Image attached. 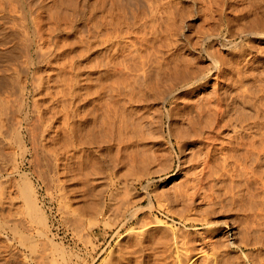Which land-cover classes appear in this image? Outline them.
I'll use <instances>...</instances> for the list:
<instances>
[{
    "label": "rangeland",
    "instance_id": "374dc122",
    "mask_svg": "<svg viewBox=\"0 0 264 264\" xmlns=\"http://www.w3.org/2000/svg\"><path fill=\"white\" fill-rule=\"evenodd\" d=\"M260 1L136 0L132 5L89 0L95 30L84 23L68 42L59 37L63 46L58 49H68L54 52L34 69L33 115L42 130L38 154L23 158L14 143L5 150L10 159L0 162V215L6 212L3 219L11 222L10 228L19 219L21 231L20 237L13 234L15 226L0 231V264H264ZM55 3L54 10L60 7ZM260 31L261 37L253 34ZM13 45L9 43L11 51ZM24 60L22 52L2 58L1 64L12 68L6 76L12 82L0 84L1 96L4 91L19 96L26 77ZM203 73L210 74L207 80L164 100L162 94L172 84L182 86ZM4 77L0 73V80ZM45 154H58L60 174L46 168Z\"/></svg>",
    "mask_w": 264,
    "mask_h": 264
},
{
    "label": "bare ground",
    "instance_id": "6f19581e",
    "mask_svg": "<svg viewBox=\"0 0 264 264\" xmlns=\"http://www.w3.org/2000/svg\"><path fill=\"white\" fill-rule=\"evenodd\" d=\"M71 1H75V5H73L74 3H72ZM105 1V0H104ZM136 0H126V2L128 4H134ZM252 1V0H251ZM257 1V0H256ZM260 1V0H259ZM262 1V0H261ZM260 1V2H261ZM56 2L58 3L60 6L58 9L56 8V10L52 9V7L54 6L53 3ZM71 2V3H70ZM70 2L68 0H0V73H2L3 76H5L4 78H6L5 80H0V84H7L9 82V84L12 82L10 74L9 72L12 70L11 67L5 65V64H1V60L3 57L7 56L8 54L12 53V52H22L23 57H25V67L26 69L24 70L26 72V77L24 84L21 86V92L19 93V96H17V94L14 92L10 93V92H5V94L2 96L0 94V162H4V161H8L10 159V157L12 156L11 153H7L5 150L8 147H12V144L15 143V145L17 144L18 147L22 150L23 154L22 157L26 158L27 155L29 153H32L33 151H35L36 154H38L39 152V148H38V141H40V139H38V134H39V125H38V119H36V117L33 114L35 112V101L36 100H32V94H33V84H34V73L36 71H34L35 67L39 66L41 63L47 62V59L49 60L50 56H52L54 54V52L56 53L58 50L61 51V49L63 48H59L58 47H62L59 46V42H58V38L59 37H63L65 36L66 39L64 38V40H67L68 37H70L71 35H74L76 32H78L77 30L79 29V26L82 24H88L87 28L90 29L91 24L90 22L92 21V17L94 16V12L95 9L90 8L88 5L89 0H70ZM94 2V0H93ZM112 2V1H111ZM114 2V1H113ZM112 2V3H113ZM234 2V1H233ZM236 2V1H235ZM249 2V1H248ZM264 2V1H262ZM261 2V3H262ZM55 3V4H56ZM91 3V1H90ZM89 3V4H90ZM115 3V2H114ZM119 3V2H118ZM136 3V2H135ZM259 3V2H257ZM260 3V5H262ZM95 4V3H94ZM98 4V3H96ZM102 4V3H101ZM105 4V3H104ZM210 4V3H209ZM231 4V3H229ZM237 4V3H236ZM53 5V6H52ZM103 5V4H102ZM107 5V4H106ZM111 5V4H109ZM113 5V4H112ZM178 5V4H177ZM257 5V4H256ZM72 6V7H71ZM94 6V5H93ZM101 6V5H100ZM104 6V5H103ZM246 6V5H245ZM57 7V6H55ZM99 7V6H98ZM108 7V6H107ZM112 7V6H111ZM178 7V6H177ZM218 7V6H217ZM251 7V6H250ZM255 7V6H254ZM261 7V6H260ZM54 8V7H53ZM90 8V9H89ZM114 8V7H113ZM244 8V7H243ZM248 8V7H247ZM109 9V8H108ZM106 9V10H108ZM237 9V8H236ZM239 9V8H238ZM97 10V9H96ZM102 10V9H101ZM231 10V9H230ZM258 10V9H256ZM112 11V10H111ZM114 11V10H113ZM112 11V12H113ZM234 11V10H233ZM246 11V10H245ZM238 12V11H237ZM263 13V10L261 11ZM107 13V12H105ZM110 13V12H109ZM114 13V12H113ZM212 13V12H211ZM99 14V13H98ZM102 16H104L103 14H101ZM109 15V14H108ZM113 15V14H112ZM263 15V14H262ZM173 16V15H172ZM97 17V15H96ZM213 17V16H212ZM218 17V16H217ZM111 18V17H110ZM176 18V17H175ZM180 18V17H179ZM185 18V17H184ZM99 19V18H97ZM96 19V20H97ZM103 19V18H102ZM256 18H254L255 20ZM260 19V18H259ZM101 20V19H100ZM104 20V19H103ZM160 20V19H159ZM253 20V21H254ZM261 20V19H260ZM201 21V20H200ZM252 21V22H253ZM101 22V21H100ZM126 22V21H125ZM206 22V21H205ZM95 23V21H94ZM97 23V22H96ZM103 23V22H102ZM256 23V22H255ZM254 23V24H255ZM172 24V23H171ZM97 25V24H96ZM160 25V24H159ZM95 26V25H94ZM166 26V25H165ZM172 26V25H171ZM264 26V25H263ZM84 28V25H83ZM86 28V27H85ZM92 28V27H91ZM95 28V27H94ZM227 28V27H226ZM93 29V28H92ZM90 29V30H92ZM82 31L84 29H81ZM86 30V29H85ZM95 30V29H93ZM242 30V29H241ZM181 31V30H180ZM204 31V30H203ZM211 31V30H210ZM258 31V30H257ZM263 31V30H262ZM260 31V33H253L256 36H260V34H262L263 32ZM81 32V31H80ZM84 32V31H83ZM91 32V31H90ZM89 32V33H90ZM93 32V31H92ZM134 32V31H133ZM155 32V31H154ZM259 32V31H258ZM17 33V34H16ZM82 33V32H81ZM88 33V31H87ZM141 33V32H140ZM161 33V32H160ZM208 33V31H207ZM124 34V33H123ZM148 34V33H147ZM178 34V33H177ZM181 34V33H180ZM20 35L22 38H20ZM84 35V34H83ZM254 35V36H255ZM264 35V34H263ZM82 36V35H81ZM88 36V35H87ZM94 36V35H92ZM155 36V35H154ZM166 36V35H165ZM208 36V35H207ZM245 36V35H244ZM253 36V35H252ZM17 37H19L20 39L17 40ZM61 37V38H62ZM86 37V36H85ZM96 37V36H95ZM224 37V36H223ZM264 37V36H262ZM62 38V40H63ZM82 38V37H81ZM87 38V37H86ZM85 38V39H86ZM90 38V37H89ZM156 38V37H155ZM213 38V37H212ZM144 39V38H143ZM142 39V40H143ZM207 40L210 39L209 37L206 38ZM205 39V40H206ZM89 40V39H87ZM132 40V39H131ZM130 40V41H131ZM69 40H67L66 42H68ZM139 41V40H138ZM156 41V40H155ZM209 41V40H208ZM14 42V50H10V46L9 43ZM22 43V45L20 46V51L17 49V46L20 45ZM62 42V41H61ZM90 42V41H89ZM94 42V41H93ZM205 42V41H204ZM210 42V41H209ZM73 43V42H72ZM76 43V42H75ZM88 43V42H87ZM86 43V44H87ZM166 43V42H165ZM196 43V42H195ZM208 43V42H207ZM223 43V42H222ZM64 44V43H63ZM66 44V43H65ZM77 44V43H76ZM234 44V43H233ZM11 45V44H10ZM69 44H66V46H68ZM75 45V44H74ZM81 45V44H80ZM149 45V44H148ZM241 45V44H240ZM9 46V47H8ZM72 46V44H71ZM78 46V45H77ZM89 46V45H88ZM87 46V47H88ZM136 46V45H135ZM159 46V45H158ZM157 46V47H158ZM206 46V45H205ZM226 46V45H225ZM69 47V46H68ZM68 47H65L68 49ZM73 47V46H72ZM84 47V46H83ZM90 48L92 47V45L89 46ZM209 47V46H208ZM210 49L212 47H209ZM71 49V48H70ZM158 49V48H157ZM161 49V48H160ZM170 49V48H169ZM193 49V48H192ZM83 50V49H82ZM156 50V49H155ZM69 51V50H68ZM208 50H206L207 52ZM210 51V50H209ZM213 51V50H212ZM210 51V54H212L213 56V52ZM59 52V51H58ZM63 52V51H62ZM85 53V52H84ZM129 53V51H128ZM156 53V52H155ZM70 54V53H69ZM208 54V53H207ZM208 54V55H210ZM17 55V54H16ZM20 55V54H19ZM119 55V54H118ZM221 55V54H220ZM225 55V54H224ZM251 55V54H250ZM109 56V55H108ZM65 57V56H64ZM69 57V56H68ZM74 57V56H73ZM151 57V56H150ZM181 57V56H180ZM210 57V56H209ZM215 57V56H214ZM82 58V57H81ZM83 59V58H82ZM121 59V58H120ZM213 60H218L216 58H212ZM211 59V60H212ZM73 60V58H72ZM150 60V59H149ZM157 60V59H156ZM173 60V59H172ZM196 60V59H195ZM142 61V60H141ZM160 61V60H159ZM162 61V60H161ZM166 61V60H165ZM174 61V60H173ZM18 62V61H17ZM20 62V61H19ZM146 62V61H145ZM153 62V61H152ZM156 62V61H155ZM148 63V62H147ZM158 63V62H157ZM161 63V62H160ZM170 63V62H169ZM216 63V62H215ZM219 65V62H217ZM19 64V63H18ZM70 64V63H69ZM89 64V63H88ZM210 64V63H209ZM14 65V64H13ZM12 65V66H13ZM16 65V63H15ZM14 65V66H15ZM160 65V64H159ZM203 65V64H202ZM216 66V64H214ZM213 65V66H214ZM129 66V65H128ZM158 66V64H157ZM74 67V66H73ZM130 67V66H129ZM151 67V66H150ZM153 67V66H152ZM176 67V66H175ZM178 67V66H177ZM175 69H178V68ZM181 67V66H180ZM184 67V66H183ZM201 67V66H200ZM219 70V66H217ZM216 67V68H217ZM17 68V67H15ZM40 68V67H39ZM121 68V67H120ZM165 68V67H163ZM167 68V67H166ZM182 68V67H181ZM214 68V70L216 69ZM14 69V68H13ZM38 69V68H37ZM125 69V68H124ZM187 69V68H186ZM186 69H184L185 71H187ZM213 69V67H212ZM16 70V69H15ZM18 70V68H17ZM57 70V69H56ZM152 70V69H151ZM167 70V69H166ZM181 70V69H180ZM210 70V69H208ZM215 70V71H217ZM92 71V70H91ZM120 71V70H119ZM147 71V70H146ZM157 71V70H156ZM209 72H213L212 70H210ZM237 72V71H236ZM24 73V72H23ZM51 73V72H50ZM49 73V74H50ZM145 73V72H144ZM155 73V72H154ZM181 73H183L181 71ZM9 74L8 77H6ZM47 74V75H49ZM142 74V73H141ZM147 74V73H146ZM195 74V73H194ZM249 74V73H248ZM258 74V73H257ZM16 75V74H15ZM21 75V74H20ZM33 75V78H32ZM36 75V73H35ZM148 75V74H147ZM155 75V74H154ZM188 75V74H187ZM210 74H204L201 76H193L190 78H187L188 81L186 83H183V85L181 86H177L178 84H176V86L172 87L173 84L170 86V89L168 90L167 88V92L166 95H163L162 93H164L163 90L162 93H160V95L162 94V96H166L165 97V101H170V99L176 97V92L182 91V90H186V89H191L192 87H194V85L198 82H201L208 78ZM25 76V74H24ZM226 76V75H225ZM160 77V76H159ZM169 77V76H168ZM36 78V76H35ZM41 78V77H40ZM171 78V77H170ZM254 78V77H253ZM54 79V78H53ZM57 79V78H56ZM66 79V78H65ZM144 79V78H143ZM155 79V78H154ZM13 80V79H12ZM149 80V79H148ZM161 80V79H160ZM223 80V79H222ZM8 81V82H7ZM7 82V83H6ZM134 82V81H133ZM264 82V81H263ZM42 83V82H41ZM150 83V82H149ZM154 83V82H153ZM159 83V82H158ZM65 84V83H64ZM157 84V82H156ZM236 84V83H235ZM11 85V84H10ZM136 85V84H135ZM161 85V84H160ZM175 85V84H174ZM262 86V85H261ZM46 87V86H45ZM151 87V86H150ZM157 88V86H155ZM161 87V86H160ZM172 87V88H171ZM9 88V87H8ZM109 88V87H108ZM144 88V87H143ZM148 88V87H147ZM169 88V87H168ZM244 88V87H243ZM152 89V88H150ZM162 89V87L160 88ZM249 89V88H248ZM146 90V88H145ZM154 90V88H153ZM159 90V89H158ZM241 90V89H240ZM104 91V90H103ZM148 91H152V90H148ZM156 91V90H155ZM55 92V91H54ZM121 92V91H120ZM244 92V91H243ZM1 93V92H0ZM215 93V92H214ZM225 93V91H224ZM42 94V93H41ZM62 94V93H61ZM118 94V93H117ZM238 94V93H237ZM240 94V93H239ZM21 95V96H20ZM99 95V94H98ZM146 95V94H145ZM144 95V96H145ZM234 95V94H233ZM242 95V94H241ZM240 95V96H241ZM245 95V94H244ZM66 96V95H65ZM109 96V95H108ZM134 96V95H133ZM159 96V95H158ZM138 97V96H137ZM162 97V98H164ZM263 97V96H262ZM42 98V97H41ZM217 98V97H216ZM159 99V98H158ZM191 99V98H190ZM238 99V98H237ZM257 99V98H256ZM262 99V98H261ZM133 100V99H132ZM162 101V99H160ZM184 100V99H183ZM33 101V102H32ZM115 101V100H114ZM130 101V100H129ZM147 101V100H146ZM152 101V99H151ZM154 101V100H153ZM164 101V102H165ZM189 101V100H188ZM195 101V100H194ZM224 101V100H223ZM191 102V101H190ZM208 102V101H205ZM248 102V101H247ZM34 107H33V105ZM132 103V102H131ZM239 103V102H238ZM98 104V103H97ZM176 104V103H175ZM184 104V103H183ZM247 104V103H246ZM250 104V103H249ZM197 105V104H196ZM210 105V104H209ZM225 105V104H224ZM243 105V104H242ZM251 105V104H250ZM37 106V105H36ZM98 106V105H96ZM111 106V105H110ZM152 106V105H151ZM192 107V106H191ZM199 107V106H198ZM212 107V106H211ZM215 107V106H214ZM220 107V106H219ZM219 107H216V109ZM100 108V107H99ZM137 108V107H136ZM197 108V107H196ZM97 109V108H96ZM146 109V108H145ZM211 109V108H210ZM222 108H220L219 111H221ZM72 110V109H71ZM99 110V109H98ZM194 110V109H193ZM215 110V109H214ZM259 110V109H258ZM108 111V110H107ZM200 111V110H199ZM240 111V110H239ZM197 112V111H196ZM212 112V111H211ZM224 112V111H223ZM250 112V111H249ZM142 113V112H141ZM200 113V112H199ZM75 114V113H73ZM113 114V113H112ZM147 114V113H146ZM162 114V113H161ZM218 114V113H217ZM222 114V111L220 113ZM232 114V113H231ZM252 114V113H251ZM105 115V114H104ZM183 115V114H182ZM197 115V114H196ZM193 116V114H192ZM204 116V115H203ZM218 116V115H217ZM238 116V115H237ZM201 117V116H200ZM203 118V117H202ZM206 118V117H205ZM212 118V117H211ZM245 118V117H244ZM248 118V115H247ZM246 118V119H247ZM116 119V118H115ZM132 119V118H131ZM149 119V118H148ZM194 119V118H193ZM210 119V118H209ZM215 119V118H214ZM48 120V119H47ZM220 120V118H219ZM226 120V119H225ZM52 121V120H50ZM162 121V119H161ZM246 121V120H244ZM249 121V120H248ZM254 121V120H253ZM80 122V121H79ZM192 122V121H191ZM208 122V121H207ZM206 122V123H207ZM229 122V121H228ZM238 122V121H237ZM134 123V122H133ZM226 123V122H225ZM259 123V122H258ZM47 124V123H46ZM52 124V123H51ZM212 124V123H211ZM242 124V123H241ZM247 124V123H246ZM105 125V124H104ZM124 125V124H123ZM161 125V124H160ZM218 125V124H217ZM225 125V124H224ZM39 126V127H38ZM49 126V125H48ZM111 126V125H110ZM251 126V125H250ZM70 126L67 125V129ZM236 127V126H235ZM261 127V126H259ZM258 127V128H259ZM49 128V127H48ZM47 128V129H48ZM58 128V127H57ZM108 128V127H107ZM137 128V127H136ZM140 128V127H139ZM149 128V127H148ZM170 128V127H169ZM172 128V127H171ZM223 128V127H222ZM242 128V127H241ZM43 129V128H42ZM45 129V128H44ZM69 130L71 131V133L73 132V129L69 128ZM208 130V129H207ZM44 131V130H43ZM178 131V130H177ZM189 131V130H188ZM45 132V131H44ZM251 132V131H250ZM263 132V131H262ZM40 133L42 135V130H40ZM218 133V132H217ZM236 134V133H235ZM249 134V133H248ZM74 135V134H73ZM141 135V134H139ZM220 135V134H219ZM255 135V134H254ZM151 136V135H149ZM222 137V136H221ZM230 137V136H229ZM75 138V136H74ZM132 138V137H131ZM143 138V137H142ZM140 138V139H142ZM232 138V137H231ZM248 138V137H247ZM254 138V137H253ZM136 139V137H135ZM181 139V138H180ZM183 139V138H182ZM251 139V138H250ZM248 139V140H250ZM255 139V138H254ZM261 139V138H260ZM42 140V139H41ZM156 140V139H155ZM159 140V139H158ZM213 140V139H212ZM218 140V139H217ZM252 140V139H251ZM68 141V140H67ZM101 141V140H100ZM192 141V140H191ZM41 142V141H40ZM218 142V141H217ZM222 142V141H221ZM251 142V141H250ZM249 142V143H250ZM254 142V141H253ZM259 142H261L259 140ZM204 143V142H203ZM216 143V142H215ZM256 143V142H255ZM78 144V143H77ZM178 144V143H177ZM180 144V143H179ZM253 144V143H252ZM259 144V143H258ZM16 145V146H17ZM31 149H30V147ZM44 145V144H43ZM75 145V144H74ZM141 145V144H140ZM234 145V143H233ZM261 145V144H260ZM100 146V145H99ZM237 146V145H236ZM246 146V145H245ZM252 146V145H251ZM253 146L256 147V145L253 144ZM40 147V146H39ZM210 147V146H209ZM222 147V146H221ZM263 147V146H262ZM10 148V149H11ZM54 148V147H53ZM179 148V147H178ZM41 149V148H40ZM139 149V148H138ZM262 149V148H261ZM43 150H45L43 148ZM42 150V152H43ZM233 150V149H232ZM257 150V149H256ZM57 151V150H56ZM202 151V150H201ZM252 151V150H251ZM262 151V150H261ZM258 149V152H261ZM264 151V150H263ZM51 152V151H50ZM53 152V151H52ZM75 152V151H74ZM157 152V151H156ZM204 152V150H203ZM226 152V151H225ZM34 153V154H35ZM49 153V151H48ZM132 153V152H131ZM231 153V152H230ZM35 154V155H36ZM82 154V153H81ZM249 154V153H248ZM262 154V153H261ZM43 155V154H42ZM49 155V156H48ZM46 157H43V162L46 166V168L49 169V171L54 172V174H60V167L62 166L60 164V159L56 156L58 154L54 156H52L51 154H48ZM65 155V154H64ZM116 155V154H115ZM135 155V154H134ZM229 155V154H228ZM172 156V155H171ZM247 156V155H246ZM253 156V155H252ZM39 157V156H38ZM41 157V156H40ZM165 157V156H164ZM222 157V156H221ZM228 157V156H227ZM245 157V155H244ZM8 158V159H7ZM109 158V157H108ZM122 158V157H121ZM232 158V157H231ZM236 158V157H235ZM260 158V157H259ZM14 159V158H13ZM35 159V158H34ZM196 159V158H195ZM206 159V158H205ZM33 160V159H32ZM40 160V159H39ZM141 160V159H140ZM204 160V159H203ZM29 161V160H27ZM31 161V160H30ZM106 161V160H105ZM166 161V160H165ZM173 161V160H172ZM196 161V160H195ZM208 161V160H207ZM224 161V160H223ZM238 161V160H236ZM37 162V161H36ZM39 162V161H38ZM9 163V162H8ZM11 163V162H10ZM65 163V162H64ZM235 163V162H234ZM226 164V163H225ZM240 165V163H238ZM64 165V164H63ZM112 165V164H111ZM123 165V164H122ZM150 165V164H149ZM197 165V164H196ZM237 165V164H236ZM234 166V165H233ZM114 167V166H113ZM181 167V166H180ZM259 167V165H258ZM5 168V167H4ZM118 168V167H117ZM229 168V167H228ZM244 168V167H243ZM262 168V167H261ZM63 169V168H62ZM236 169V168H235ZM248 169V168H247ZM254 169V168H253ZM258 169V168H257ZM1 170V169H0ZM3 170V169H2ZM11 170V169H10ZM77 170V169H76ZM13 171V170H12ZM78 171V170H77ZM86 171V170H85ZM236 171V170H235ZM238 171V170H237ZM249 171V170H248ZM123 172V171H122ZM125 172V171H124ZM165 172V171H164ZM230 172V171H229ZM240 172V171H239ZM244 172V171H243ZM242 172V173H243ZM35 173V171H34ZM38 173V172H37ZM220 173V172H219ZM236 173V172H235ZM241 173V175H242ZM259 173V171H258ZM261 173V172H260ZM8 174V173H7ZM74 174V173H73ZM77 174V173H76ZM96 174V173H95ZM121 175V173H119ZM211 174V173H210ZM224 174V173H223ZM227 174V173H226ZM39 175V174H38ZM86 175V174H85ZM91 175V174H90ZM127 175V174H126ZM214 175V174H213ZM250 175V174H249ZM257 175V174H255ZM34 176V175H33ZM125 176V175H124ZM190 176V175H189ZM194 176V175H193ZM244 176V175H243ZM247 176V175H246ZM258 176V175H257ZM262 176V175H261ZM94 177V176H93ZM123 177V176H122ZM217 177V176H216ZM264 177V176H263ZM13 178V177H12ZM46 178V177H45ZM151 178V177H150ZM230 178V177H229ZM40 179V177H39ZM107 179V178H106ZM253 179V178H252ZM257 179V178H256ZM66 180V179H65ZM85 180V179H84ZM249 180V178H248ZM251 180V179H250ZM63 181V180H62ZM264 181V180H263ZM262 181V182H263ZM249 182V181H248ZM254 182V181H253ZM50 183V182H49ZM55 183V182H54ZM60 183H62L60 181ZM59 183V184H60ZM66 183V182H65ZM90 183V182H89ZM125 183V182H124ZM44 184V183H43ZM123 184V182H122ZM126 184V183H125ZM6 185V184H5ZM13 185V184H12ZM63 185V184H62ZM182 185V184H181ZM218 185V184H217ZM257 185V183H256ZM263 185V184H262ZM86 186V185H85ZM126 186V185H125ZM145 186V185H144ZM186 186V185H185ZM239 186V185H238ZM241 186V185H240ZM260 186V185H259ZM4 187V186H3ZM93 187V185H92ZM6 189V188H5ZM50 189V188H49ZM64 189V188H63ZM98 189V188H97ZM102 189V188H101ZM1 190V189H0ZM61 190V188H60ZM59 190V191H60ZM99 190V189H98ZM118 190V189H117ZM51 191V190H50ZM106 191V190H105ZM1 192V191H0ZM4 192V191H2ZM124 192V191H123ZM203 192V191H202ZM15 193V192H14ZM93 193V191H92ZM127 193V192H126ZM124 193V195L126 194ZM208 193V192H207ZM129 194V193H128ZM1 195V193H0ZM50 195V194H49ZM154 195V194H153ZM199 195V194H198ZM211 195V194H210ZM93 196V195H91ZM127 196V195H125ZM118 197V196H117ZM121 197V195H120ZM123 197V196H122ZM233 197V195H232ZM2 198V197H1ZM88 198V197H87ZM94 198V197H93ZM103 198V197H102ZM149 198V197H148ZM215 198V197H214ZM67 199V198H66ZM109 199V198H108ZM119 199V198H118ZM117 199V200H118ZM122 199V198H121ZM127 199V198H126ZM226 199V198H225ZM2 200V199H0ZM7 200V199H5ZM17 200V199H16ZM35 200V199H34ZM64 200V199H63ZM94 200V199H93ZM101 200V199H100ZM123 200V199H122ZM178 200V199H177ZM9 201V200H8ZM12 201V200H11ZM74 201V200H73ZM97 201V200H96ZM125 201V200H124ZM218 201V199H217ZM7 202V201H5ZM95 202V201H94ZM93 202V203H94ZM102 202V201H101ZM123 202V201H122ZM121 202V203H122ZM213 202V201H212ZM129 203V202H128ZM260 203V202H259ZM9 204V203H8ZM28 204V203H27ZM101 204V203H100ZM135 204V203H134ZM5 205V204H4ZM63 205V204H62ZM84 205V204H83ZM96 205V203H95ZM123 205V204H122ZM151 205V204H150ZM153 205V204H152ZM29 206V205H28ZM33 206V205H32ZM82 206V205H81ZM86 206V205H85ZM100 206V205H99ZM127 206V204H126ZM263 206V205H262ZM261 206V207H262ZM1 207V205H0ZM63 207V206H62ZM70 207V206H69ZM117 207V206H116ZM122 207V206H121ZM146 208V207H145ZM203 208V207H202ZM34 209V206H33ZM72 209V207H71ZM97 209V208H95ZM114 209V208H113ZM112 209V210H113ZM260 209V208H259ZM262 209V208H261ZM260 209V210H261ZM3 210V209H2ZM82 210V209H81ZM118 210V209H117ZM191 210V209H190ZM194 210V209H193ZM226 210V208H225ZM234 210V209H233ZM85 211V210H84ZM15 212V211H14ZM115 212V211H114ZM145 212V211H144ZM1 213V212H0ZM3 213V212H2ZM8 213V212H7ZM23 213V212H22ZM27 213V212H26ZM76 213V212H75ZM97 213V212H96ZM193 213V212H192ZM261 213H263L261 211ZM4 215H6V212L3 213ZM3 214H1L3 216ZM40 214V213H39ZM63 214V213H62ZM84 214V213H82ZM95 214V213H94ZM98 214V213H97ZM149 214V213H148ZM151 214V213H150ZM207 214H209L207 212ZM0 215V216H1ZM11 215V214H10ZM13 215V214H12ZM11 215V216H12ZM15 215V214H14ZM24 215V214H23ZM81 215V214H80ZM79 215V216H80ZM88 215V214H87ZM123 215V214H121ZM135 215V214H134ZM187 215V214H186ZM206 215V214H205ZM17 216V215H16ZM28 216V215H27ZM93 216V215H92ZM116 216V215H115ZM183 216V215H182ZM264 216V215H263ZM262 216V218H263ZM29 217V216H28ZM44 217V216H43ZM70 217V216H69ZM83 217V216H82ZM85 217V216H84ZM91 217V216H90ZM97 217V216H96ZM3 217H0V231H5L8 229L9 225L7 221L5 219H3ZM10 218V217H9ZM8 218V219H9ZM33 218V217H31ZM42 218V217H41ZM78 218V217H77ZM149 218V217H148ZM12 219V218H11ZM69 219V218H68ZM75 219V218H74ZM84 219V218H83ZM264 219V218H263ZM10 220V219H9ZM79 220V218L77 219ZM120 220V219H118ZM153 220V219H152ZM188 220V218H187ZM202 220V219H201ZM32 221V220H31ZM94 221V219H93ZM156 221V220H155ZM189 221V220H188ZM187 221V222H188ZM194 221V220H193ZM43 222V221H42ZM73 222V221H72ZM226 222V221H225ZM11 223V222H9ZM23 223V222H22ZM92 223V222H91ZM124 223V222H123ZM161 223V222H160ZM13 224V223H12ZM19 224L20 221L18 219V221L15 222V226L17 228L16 233L13 232V234H15V236L19 235V237L21 236V231H19ZM41 224V223H40ZM70 224V223H69ZM68 224V225H69ZM93 224V223H92ZM139 224V223H138ZM42 225V224H41ZM90 225V224H89ZM110 225V224H109ZM142 225V224H141ZM10 228L11 230L14 229L15 227ZM25 228V226H23ZM29 227V226H28ZM78 227V226H77ZM80 227V226H79ZM84 227V226H83ZM150 227V226H149ZM209 227V226H208ZM15 228V229H16ZM71 228V227H70ZM76 228V227H75ZM114 228V227H113ZM257 228V227H256ZM9 229V230H10ZM84 229V228H83ZM258 229V228H257ZM114 230V229H113ZM163 230V229H162ZM183 230V229H182ZM187 230V229H186ZM256 230V229H255ZM81 231V230H79ZM78 231V232H79ZM84 231V230H83ZM170 231V230H169ZM8 232V231H7ZM86 232V231H85ZM84 232V233H85ZM136 232V231H135ZM164 232V231H163ZM1 233V232H0ZM140 233V232H139ZM170 233V232H169ZM182 233V232H181ZM259 233V231H258ZM87 234V233H86ZM256 234V232H255ZM260 234V233H259ZM40 235V234H38ZM77 235V234H76ZM79 235V234H78ZM85 235V234H84ZM128 236V235H127ZM126 236V237H127ZM162 236V234H161ZM263 236V235H262ZM84 237V236H83ZM120 237V236H119ZM132 237V236H131ZM153 237V236H152ZM194 237V236H193ZM259 237V236H258ZM18 238V237H17ZM25 236H24V240H25ZM85 238V237H84ZM83 238V239H84ZM142 238V237H141ZM148 238V237H147ZM160 238V237H159ZM162 238V237H161ZM182 238V237H181ZM188 238V237H187ZM211 238V237H210ZM227 238V237H226ZM120 239V238H119ZM136 240V239H135ZM163 240V239H162ZM166 240V239H165ZM164 240V241H165ZM182 240V239H181ZM256 240V239H255ZM47 241V240H46ZM52 241V240H51ZM188 241V240H187ZM226 241V240H225ZM21 242V239L20 241ZM44 242V241H43ZM50 242V241H49ZM130 242V241H129ZM152 242V241H151ZM160 242V241H159ZM179 242V241H178ZM242 242V241H241ZM254 242V241H253ZM257 242V241H256ZM262 242V241H261ZM2 243V242H1ZM9 243V242H8ZM24 243V242H23ZM32 243V242H31ZM45 243V242H44ZM86 243V242H85ZM123 243V242H122ZM125 243V242H124ZM189 243V242H188ZM195 243V242H194ZM244 243V242H243ZM51 244V243H49ZM53 244V243H52ZM55 244V243H54ZM53 244V245H54ZM141 244V243H140ZM150 244V243H149ZM181 244V243H180ZM193 244V243H192ZM220 244V243H219ZM260 244V243H259ZM5 245V244H4ZM8 245V244H7ZM25 245V244H24ZM46 245H48L46 243ZM52 245V247H53ZM143 245V244H142ZM156 245V244H155ZM174 245V244H173ZM191 245V244H190ZM17 246V245H16ZM34 246V245H33ZM135 246V245H133ZM141 246V245H140ZM166 246V245H165ZM189 246V245H188ZM5 247V246H4ZM8 247V246H6ZM24 247V246H23ZM45 247V246H44ZM128 247V246H127ZM152 247V246H151ZM192 247V246H191ZM15 248V247H14ZM31 248V247H30ZM29 248V249H30ZM142 248V247H141ZM164 248V247H163ZM162 248V249H163ZM193 248V247H192ZM208 248V247H207ZM4 249V248H2ZM45 249V248H44ZM48 249V248H47ZM59 249V248H57ZM155 249V248H154ZM166 249V247H165ZM195 249V248H194ZM203 249V248H202ZM212 249V248H211ZM6 250V248H5ZM15 250V249H14ZM61 250V249H60ZM141 250V249H140ZM150 250V249H149ZM193 250V249H192ZM2 251V250H1ZM45 251V250H44ZM43 251V252H44ZM49 251V250H48ZM56 251V250H55ZM135 251V250H134ZM146 251V250H145ZM167 251V250H166ZM185 251V250H184ZM198 251V250H197ZM203 251V250H202ZM215 251V250H214ZM19 252V251H18ZM34 252V250H33ZM42 252V253H43ZM50 252V251H49ZM59 252V251H58ZM127 252V251H126ZM130 252V251H129ZM157 252V251H156ZM200 252V251H199ZM13 253V252H11ZM17 253V250H16ZM32 253V252H31ZM46 253V251H45ZM44 253V254H45ZM56 253V252H55ZM120 253V252H119ZM135 253V252H134ZM201 253V252H200ZM215 253V252H214ZM217 253V252H216ZM20 254V253H19ZM35 254V253H34ZM114 254V252L112 253ZM122 254V253H121ZM140 254V253H137ZM161 254V253H160ZM185 254V253H184ZM9 255V254H7ZM52 255V254H51ZM63 255V254H62ZM126 255V254H125ZM136 255V253H135ZM153 255V254H152ZM199 255V254H198ZM216 255V254H215ZM224 255V254H223ZM222 255V256H223ZM245 255V254H244ZM260 255V254H259ZM130 256V255H129ZM134 256V255H133ZM137 256V255H136ZM154 256V255H153ZM186 256V255H185ZM190 256V255H189ZM188 256V257H189ZM211 256V255H210ZM11 257V256H10ZM60 257V256H59ZM177 257V256H176ZM235 257V256H234ZM14 258V257H13ZM16 258V255H15ZM18 258V257H17ZM40 258V257H39ZM54 258V257H53ZM77 258V257H76ZM109 258V257H108ZM126 258V257H125ZM159 258V257H158ZM161 258V257H160ZM166 258V257H165ZM164 258V259H165ZM181 258V257H180ZM238 258V257H237ZM259 258V256H258ZM20 259V258H19ZM62 259V258H61ZM107 259V258H106ZM117 259V258H116ZM141 259V258H140ZM163 259V260H164ZM169 259V258H168ZM218 259V258H216ZM262 259V258H261ZM2 260V258H1ZM53 260V259H52ZM57 260V259H56ZM55 260V261H56ZM182 260V259H181ZM248 260V259H247ZM257 260V259H256ZM5 261V260H4ZM19 261V260H18ZM108 261V260H107ZM135 261V260H134ZM153 261V260H152ZM155 261V260H154ZM186 261V260H185ZM190 261H195V259L189 260ZM225 261V259H224ZM239 261V260H238ZM262 261V260H261ZM22 262V261H21ZM44 262V261H43ZM113 262V260H112ZM1 263V262H0ZM5 263V262H3ZM2 263V264H3ZM10 263V262H9ZM7 263V264H9ZM64 263V262H63ZM154 263V262H152ZM162 263V262H161ZM164 263V262H163ZM166 263V262H165ZM185 263V262H184ZM210 263V262H209ZM227 263V262H226ZM229 263V262H228ZM256 263V262H255ZM254 262H250V264H255ZM12 264V263H11ZM15 264V263H14ZM17 264V263H16ZM19 264V263H18ZM21 264V263H20ZM27 264V263H26ZM33 264V263H32ZM42 264V263H41ZM60 264V263H59ZM116 264V263H114ZM137 264V263H136ZM140 264V263H139ZM149 264V263H147ZM156 264V263H155ZM205 264V263H204ZM234 264V263H233ZM257 264V263H256Z\"/></svg>",
    "mask_w": 264,
    "mask_h": 264
}]
</instances>
